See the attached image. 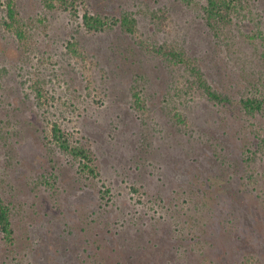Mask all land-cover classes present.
<instances>
[{"label": "rangeland", "instance_id": "obj_1", "mask_svg": "<svg viewBox=\"0 0 264 264\" xmlns=\"http://www.w3.org/2000/svg\"><path fill=\"white\" fill-rule=\"evenodd\" d=\"M13 1L19 22L10 29L4 26L5 17L0 20L3 27L0 28V196L12 210V224L18 237L15 248L20 251L14 253L15 249L9 248L10 252H3L4 245L0 240V264H35L29 263L27 256H21L30 246L29 231L38 225L58 231L59 222L61 225L65 221L70 223L68 219H72L73 224L70 230L80 233L86 240L83 244L87 250L83 253V263L79 264H127L123 245L138 236V231L131 226L139 220L145 222L143 234L147 233L152 239L148 246L153 247L157 243L165 248L173 241L181 242L189 251L179 257L180 262L201 264L198 261L203 257L199 256L197 248L201 244L194 238L189 239L192 235H187L182 225L174 224L172 210H158L163 217L154 212L152 219L150 214L144 213L149 210L147 207L145 211L141 209L145 205L150 206L151 196L158 194L161 199H166L173 191L172 183H158V172L147 167L144 152L167 149L179 157L184 146L192 150L187 134L181 132L178 136L169 127L159 130V117L152 119L148 116L150 121L147 112L141 114L134 108V97L130 93L122 95L121 89L126 90L138 80L133 72L137 71V66L132 61L140 56L136 51L143 50L142 47L132 46V38L120 30L107 37L78 34L75 12L64 9L60 1L54 8H48L45 0ZM195 1H191L193 5H186L184 0H180L181 10L176 15L182 20L181 27L186 18L197 17L198 4ZM80 2V13L85 9L107 14H119L122 9L135 11L141 32L137 33V38L149 40L151 44L164 41V34L157 29V21L150 12L160 13L158 6L171 0ZM243 6L241 12L245 16L234 17L225 27L217 46L213 44L215 38L211 32L209 35L202 32V26L192 24L191 29L182 27L180 31L187 33L185 42L189 52L196 54L203 67L213 73L211 80L216 82L215 87L226 90L233 101L232 106L222 110L221 106L200 99L194 109L201 122L196 129L203 131L218 125L217 117L230 121L237 129V133L231 136L234 146H230L231 151L238 150L240 140L251 141L253 135L250 132L257 129L262 138L251 141L252 148L255 145L264 151V135L260 130L264 115L255 113L258 120L254 116L247 118L237 109V101L243 95L264 97V0H245ZM84 39H87V44L83 43ZM211 46L216 47L215 52ZM117 48L125 51L121 53ZM104 57L111 58L113 66L120 72L122 69H135L114 80L117 87L111 88L112 80L106 77L101 65L98 66ZM166 73L152 65L146 72V77L153 82L145 91L151 96L146 102L155 109L163 104V94L155 95L163 86L157 81L165 80ZM137 83L141 84V80ZM48 109L51 114L47 113ZM44 114L46 118H42ZM49 119L65 127L73 143L94 150L97 177H92L88 170L81 171L78 163L73 164L70 156L50 143L44 130ZM246 125L247 129L239 133L240 128H246ZM161 126H165L163 122ZM258 167L257 171L262 173L264 162ZM50 173L60 174L59 179L55 180L56 176ZM44 174L53 180L48 187L43 180ZM257 180L261 184L256 190L260 198L253 195L254 201L264 202V178L258 175ZM134 185H143L144 188L135 192L131 190ZM99 188L107 192L103 199ZM106 197L111 199L104 222ZM260 213V217L254 219L253 236L249 238L252 247L259 251L262 248L264 252V247L258 245L264 239V206ZM178 216L183 222L188 215ZM232 219L231 225L237 230L241 223L236 221V217ZM115 230L119 233L116 234ZM121 230H127L126 236L132 235V238L120 239ZM70 240L71 250L79 251L81 245L73 238ZM148 246L141 250L142 256L148 251ZM69 260L55 251L41 264H78L74 258ZM229 260L238 264L237 259L231 257ZM260 261L259 264H264V259Z\"/></svg>", "mask_w": 264, "mask_h": 264}, {"label": "trees", "instance_id": "obj_2", "mask_svg": "<svg viewBox=\"0 0 264 264\" xmlns=\"http://www.w3.org/2000/svg\"><path fill=\"white\" fill-rule=\"evenodd\" d=\"M58 1L62 2L64 9L75 12L74 20H76L77 25L79 24V28L76 29L78 34L89 35V37L90 35L98 36L102 34L103 37H107L112 35L115 30H120L132 38L134 43L132 46L140 45L142 47L143 50L136 51L140 56L132 61L134 65L136 64L137 69H122V72H120L113 66V60L105 57L99 62L98 66L101 65L106 77H110V80H112L110 82L111 88L117 87L114 80L116 81L118 77L120 78L121 75L123 76L130 70H137H133V72L138 80H141V84H138V80L133 78L137 81L126 90L121 89L122 95L126 96L127 93H130L134 97L132 101L134 108L140 110L141 114L147 112L149 120L159 117L160 124L157 125L161 127L159 130L169 127L178 136L181 132L187 134L191 144L190 147L193 150L191 155L192 150L185 149V146L179 157L167 149L163 152L160 151L161 149H150L151 151L144 152L147 167H153V171L158 172V183L166 185L170 182L173 186L170 198L161 199L158 194L155 197L151 196L153 200L148 199L151 202H149L150 206L141 207L144 211L147 208L149 209L144 213L150 214V218L153 219L154 212L158 213V210L164 208L175 212L176 215L173 212L171 214L174 224L182 225L185 233L192 235L189 239L194 238L196 242L201 244L197 247L199 256L203 257L198 261L201 264H233L229 260L231 257L234 260L237 259L238 264H259L260 260L264 259L263 249L260 248L259 251L257 248L252 247L253 243L249 236H253L254 219L260 217V209L264 206L262 200L254 201V196L256 199L260 198L256 190L261 184L258 183L257 179L258 175L264 178V168H262V173L258 172L257 168L264 162V151L255 145L252 148L251 141L262 138V134L257 129L251 130V132L247 130L253 135L251 141L245 142L242 140L241 142L240 140L238 150L233 149L231 151L230 146L234 148L231 136L237 133V129L230 121L217 117L218 125L203 131L196 129L198 125H201V122L194 109L197 108L200 99L219 105L222 110L232 106L233 101L226 90L215 87L216 82L211 80L213 73L203 67L196 54L189 52L185 42L187 33L184 34L180 31L182 27L191 29L192 24L199 25L200 28L202 26V32L207 35L211 32L215 38L213 44L217 46L223 31L226 29L225 27L232 22L234 17L245 16L241 12L245 0H205L204 3H202V0H196L195 2L198 4V8L196 7L197 17L186 18L182 27V20L176 15L181 10L180 0H171L169 3L158 6L160 13L156 15L153 11L150 13L152 18L157 21V29L162 30L164 34V41L160 44H151L148 42L149 40L145 41L139 36L138 38L141 40L138 41L137 33L141 32L139 30L138 15L135 11L122 9L119 14H107L85 9L80 13V0H45L44 4L48 8H54ZM191 1L184 0V3L193 5ZM16 13L17 9L13 0H0V20L5 17V20H3L4 26L11 29L14 23L19 22ZM6 18H8V21H6ZM195 19L199 20L194 22ZM168 27H171V29H166ZM16 32L18 35L21 34L18 29ZM77 37L80 39V35H77ZM84 42L87 44V39H84ZM215 46H211L214 52L216 50ZM131 49L134 50L135 54V49L133 47ZM117 50L121 53L125 51L121 48H117ZM80 57L83 59L82 56ZM66 58L69 59V57ZM154 61L159 63H154ZM69 64L72 65L71 62ZM151 65L156 70L161 69L167 72L165 80L160 79L157 81L158 84L163 85L160 91L155 92L157 97L163 94V104L158 109L149 106L146 102L151 96L146 95L145 91L153 83L150 78L146 77L148 66ZM138 69L140 73H138ZM36 92H39V89ZM48 105L51 107L50 103ZM237 109L240 115L244 114L247 118H252V116L255 118V113L264 115V97L243 95L237 101ZM47 113L51 114L52 112L48 109ZM148 116H151V118ZM42 118H46L45 114ZM161 121L164 123V127L161 126ZM46 125L48 127H45L44 130L50 143L55 145L59 151L70 156L73 164L78 163L81 171H90L94 178L99 175L94 166L96 158L91 147L73 143L70 132L61 126L58 121L49 119V121H46ZM145 125L148 128V125ZM262 125L260 130L263 131L264 135V124ZM247 127L248 125H246V128L241 127L239 133L245 131ZM155 130L157 129L155 128ZM149 145H151V142ZM178 170H181V173ZM50 175L56 176L55 180H57L60 174L50 173ZM43 180L47 187L53 182L52 178L45 174ZM156 185L158 186L157 183ZM134 186L131 187V190L135 192L144 188L143 185ZM99 192L101 199H103L107 192L101 188H99ZM105 199L104 222L111 198L106 197ZM138 209L140 210V208ZM11 213L10 206L0 196V240L4 245H2L1 250L6 253L10 252L9 248H14V253H19L20 249L15 248L18 237L14 231ZM178 214L188 216L182 222ZM157 216L163 217V214L158 213ZM139 217L141 218L140 215ZM233 217H236V221L241 223L237 230L231 225ZM68 221L70 223L65 221V224L62 225L59 222L58 231H55L53 227L46 229V226L43 225L41 227L38 225L30 230L28 234L30 236L28 238L30 246L27 248L26 254H21V256H27L29 263L41 264L51 253L59 251L65 260L70 261L69 258H74L73 261H77L78 264L83 263V253L87 250L83 241L86 242V240L80 236V233H73L70 230L73 226L71 224L72 219H68ZM143 224L145 222L142 220L134 221L131 227L134 231H138V236L133 238L132 235H128L130 237L126 236L127 230H121L120 239L132 238V241L123 245L127 259L126 263L182 264L179 257L189 251L185 250L186 246L176 241L171 242L165 248L157 243L153 247L152 245L148 246L152 239L148 237L147 233L143 234L142 231L145 229ZM122 226L124 227L123 223ZM66 230H70V232H66ZM115 233H119V230H115ZM71 238L81 245L79 251L71 250ZM258 243H260L258 244L260 247H264V239ZM146 246H148V251H145L142 256L141 250ZM45 264L47 263L45 262ZM183 264H191V261Z\"/></svg>", "mask_w": 264, "mask_h": 264}]
</instances>
